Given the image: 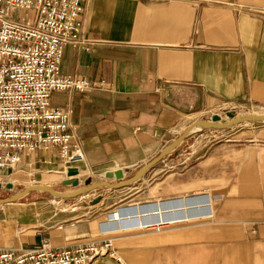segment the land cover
I'll use <instances>...</instances> for the list:
<instances>
[{
    "label": "crops",
    "instance_id": "1",
    "mask_svg": "<svg viewBox=\"0 0 264 264\" xmlns=\"http://www.w3.org/2000/svg\"><path fill=\"white\" fill-rule=\"evenodd\" d=\"M81 21L88 45L65 46L61 73L103 87L51 98L54 108L72 112L69 132L85 154L80 175L106 168L134 177L190 117L232 105L264 111V0H84ZM230 130L168 164L164 158L144 176L151 175L152 201L101 223L63 210L44 217L41 201L2 206L0 248L34 249L44 240L63 248L105 237L130 244L126 230L203 218L221 229L223 242L264 240V128ZM66 168L59 149L49 148L25 155L2 179L55 188L68 179Z\"/></svg>",
    "mask_w": 264,
    "mask_h": 264
},
{
    "label": "built area",
    "instance_id": "2",
    "mask_svg": "<svg viewBox=\"0 0 264 264\" xmlns=\"http://www.w3.org/2000/svg\"><path fill=\"white\" fill-rule=\"evenodd\" d=\"M84 0H0V180L24 156L58 148L69 168L85 161L69 132V109L54 108L55 92L102 89L103 82L66 76L61 61L67 45L86 47L81 14ZM231 107V106H230ZM127 264L112 237L57 248H0V264Z\"/></svg>",
    "mask_w": 264,
    "mask_h": 264
},
{
    "label": "rangeland",
    "instance_id": "3",
    "mask_svg": "<svg viewBox=\"0 0 264 264\" xmlns=\"http://www.w3.org/2000/svg\"><path fill=\"white\" fill-rule=\"evenodd\" d=\"M228 113H233L236 117H242L263 114L264 111H259L252 107L232 105L231 107H225L215 113V115H219L221 122L226 123L230 120ZM212 119L211 114L190 117L175 131L174 136L171 138L174 141H171L166 147L169 148L173 142L178 140L192 123L201 121L211 123ZM254 128H264V121L237 124L229 132L245 131ZM220 132H223V130L202 127L195 128L185 139L187 140L184 145L185 147L181 151L173 153L169 158L168 155L165 156L166 161L162 164H168V161L175 159L179 153L185 154L190 150V147L198 149L206 142L211 143L222 138L223 134ZM105 169L83 170V173L78 175L81 181V188L80 186L74 188L71 185L57 184L55 188L51 189L61 194H73L84 189L86 187L85 182L89 178L92 183L106 182L114 185L123 182L115 178H105ZM64 176L68 178L67 173ZM132 177L130 175L125 180H130ZM143 178H141V181L139 180L117 190L105 187L71 199H62L44 191H36L32 195L19 200L18 204L32 201L38 203L41 201L40 204L43 205H39L38 203L37 206H44L43 208L38 207L39 213H42L44 217H50L57 214L59 210H63L60 214L66 213L71 217L94 216L97 217L98 223H101L107 219L109 213H114L118 216L119 211L133 204L152 201L153 196L152 192H150L151 175L143 176ZM5 180H0V200L12 198L20 194L27 186L16 181H9L7 184H12L13 188L8 189L6 188ZM98 196L101 197V201L93 205L92 201ZM2 208L4 207L0 206V210ZM218 229L215 224L210 223L209 218L193 219L186 222L165 224L159 227L126 230L123 233L133 238L131 243L114 242V246L117 250L118 248L130 247L127 253L118 252L127 264H264V240L252 237L242 241L223 242L219 238L221 229Z\"/></svg>",
    "mask_w": 264,
    "mask_h": 264
},
{
    "label": "water",
    "instance_id": "4",
    "mask_svg": "<svg viewBox=\"0 0 264 264\" xmlns=\"http://www.w3.org/2000/svg\"><path fill=\"white\" fill-rule=\"evenodd\" d=\"M228 116H229L230 120L226 123L221 122V117L219 115L212 116L213 119H212L211 123L204 122V121L192 123L185 130V132L182 133V135L180 136V138L178 140H176L169 148H166V150H164L157 158L152 160V162L147 163L145 166H143V168H141L137 172V174L133 178H131L130 180L126 181L124 171L119 169L116 171L106 172L104 176L107 179H114L115 178L116 180L123 181V182H120L119 184H114V185H111V184L106 183V182L92 183L91 179L89 178L85 182L86 187L84 189L79 190L76 193H73V194L57 193L53 189L46 187V186H42V185L30 186L28 188H25L20 194L14 196L12 198L0 200V206H4L7 204H12V203L18 202L19 200L23 199L29 192L35 191V190L44 191L46 193H49L55 197H59L62 199H71V198L79 197V196L84 195L87 192L95 191L97 189L105 188V187L117 190V189L126 187L128 185H131V184L141 180V178H143V176H145V174L148 172L149 169L156 166L160 161L163 160V158L165 156L169 155L173 150H175L187 138V136L189 134H191L195 130V128H197V127L215 129V130H226V129L229 130V128H232L233 126H235L237 124H241V123H245V122H251V121H259V122L264 121V113L259 114V115H254V116L249 115V116H242V117H236L233 113H228ZM78 175H80L78 168H69L68 172H67L68 179L63 182V185H66V186L71 185L74 188L79 187L81 184V181H80ZM0 188H1V185H0ZM6 188L12 189L13 185L12 184H6ZM100 201H101V197L98 196L97 198H95L92 201V204L93 205L97 204Z\"/></svg>",
    "mask_w": 264,
    "mask_h": 264
},
{
    "label": "bare ground",
    "instance_id": "5",
    "mask_svg": "<svg viewBox=\"0 0 264 264\" xmlns=\"http://www.w3.org/2000/svg\"><path fill=\"white\" fill-rule=\"evenodd\" d=\"M254 115H259V114H253V115H251V116H254ZM115 171H116V170H115ZM79 174H80V171H79ZM166 206H168V204H167ZM205 209H206V210H209V206L206 205V206H205ZM154 226L159 227V226H161V224H159V225H148L147 227H154Z\"/></svg>",
    "mask_w": 264,
    "mask_h": 264
}]
</instances>
